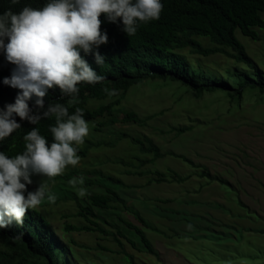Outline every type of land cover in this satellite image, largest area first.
Returning <instances> with one entry per match:
<instances>
[{"label": "rangeland", "instance_id": "obj_1", "mask_svg": "<svg viewBox=\"0 0 264 264\" xmlns=\"http://www.w3.org/2000/svg\"><path fill=\"white\" fill-rule=\"evenodd\" d=\"M256 30L258 41L239 30L236 36L264 73V30ZM179 52L231 89L235 72H252L226 53ZM244 94L240 101L226 92L196 97L178 82L146 80L103 117L87 120L88 135L75 145L79 162L56 177H36L56 200L45 198L35 209L69 247V264H264V93ZM117 98L87 105L93 110ZM130 112L142 122L109 124ZM81 177L83 185L69 184ZM92 195L111 199L106 209L92 206L97 218L85 214L107 233L67 230L92 226L78 216Z\"/></svg>", "mask_w": 264, "mask_h": 264}, {"label": "trees", "instance_id": "obj_2", "mask_svg": "<svg viewBox=\"0 0 264 264\" xmlns=\"http://www.w3.org/2000/svg\"><path fill=\"white\" fill-rule=\"evenodd\" d=\"M46 2L47 0H19L18 4L12 5L10 0H0V13L8 8L14 12H19L25 6L39 8ZM162 3L160 18L141 22L137 32L132 36H127L121 31V26L108 22L102 15L101 28L109 37L108 43L99 48L105 62L103 65H97L94 56L91 55L87 60L105 79L95 85L81 83L80 91L74 98L62 97L57 89L51 91L46 100L53 104H63L69 114L77 108L82 109L87 121L103 117L120 103V99L129 89L146 80L178 82L193 91L196 97H201L205 93L226 92L232 101H240L246 90L264 93V73L247 54L245 46L236 36L239 30L254 41L260 39L256 28L264 30V0H162ZM199 37L208 38L218 47H204L197 40ZM187 48L203 56L226 53L237 64L252 72L247 71L244 74L235 72L237 81L231 89L230 84L221 81L217 76L191 67L179 52ZM11 67L0 55V109L7 103H13L18 91L3 84V78L10 75ZM113 91L115 94L110 95L109 93ZM116 96L119 97L117 100L93 110L87 105L91 99L105 100ZM17 119L21 127L0 141V151L9 157L25 151L23 137L32 127H37L40 134L51 141L50 126L55 125L54 116L42 119L37 125ZM117 122L140 123L142 120L136 113L130 112L120 121L117 118L110 120L109 124ZM176 130L178 134L188 131L187 128ZM161 156L164 157L165 154L159 156L157 153L156 158ZM175 156L189 162L183 156ZM33 181L34 183L29 186L30 191L35 190L40 184L36 177H33ZM110 200L107 195L90 196V205L82 207L78 216H85L92 226H69L67 230L106 234L105 229L95 221L89 220L87 215L97 218L92 206L106 209ZM139 220L147 225L140 217ZM135 230L149 253L156 255L144 233L140 229ZM70 260L69 247L62 244L54 235L50 223L36 209L28 211L23 225L13 224L6 229H0V264H69Z\"/></svg>", "mask_w": 264, "mask_h": 264}, {"label": "clouds", "instance_id": "obj_3", "mask_svg": "<svg viewBox=\"0 0 264 264\" xmlns=\"http://www.w3.org/2000/svg\"><path fill=\"white\" fill-rule=\"evenodd\" d=\"M18 3L10 0L12 5ZM162 9V0H47L39 8L25 6L19 12L8 8L0 13V55L12 66L3 84L18 90L14 102L0 109V141L21 127L17 118L37 125L55 117L51 141L32 127L23 137L22 154L9 157L0 151V229L23 225L28 211L45 198L55 202L45 183L29 190L33 177H56L80 160L75 145L84 143L89 132L83 110L69 114L63 104L50 103L46 97L58 89L62 97L74 98L81 83L95 85L105 79L87 60L91 55L97 65L105 62L99 48L109 37L102 31L101 16L132 36L141 22L158 20ZM77 183L83 185V177L69 181ZM78 194L85 195V189Z\"/></svg>", "mask_w": 264, "mask_h": 264}]
</instances>
